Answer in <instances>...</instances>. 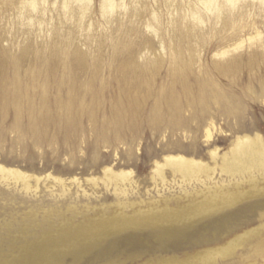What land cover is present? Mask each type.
I'll list each match as a JSON object with an SVG mask.
<instances>
[{"label": "rangeland", "instance_id": "374dc122", "mask_svg": "<svg viewBox=\"0 0 264 264\" xmlns=\"http://www.w3.org/2000/svg\"><path fill=\"white\" fill-rule=\"evenodd\" d=\"M38 1V11L21 13V0H12L14 6L0 0V167L29 177L25 181L0 177V259L16 255L25 241L40 236L43 226L59 224V214L71 215L70 207L81 212L75 218L79 223L86 205H112L118 197L139 203L180 195L186 186L179 185L180 177L171 171L166 169V182L154 180L156 164L169 156L215 168L214 182H220L224 154L240 139L264 138L263 0H237L231 12L220 10L218 4L206 11L197 0H114L116 9L110 17L102 15L104 0ZM65 2L71 8L67 14ZM83 5H88V12L82 18ZM194 7L202 23L193 19ZM227 17L234 20L225 25ZM128 29L133 30L127 33ZM188 29L197 39L188 36ZM62 40L73 43L69 55L77 50L86 55L87 67L79 73L60 53ZM174 52H181L182 62L190 66L184 76L174 75ZM132 60L142 65L158 62L147 83L128 77L129 93L141 98L143 120L117 137L110 135L115 139L104 144L99 135L104 123L131 108L119 68ZM218 67H225L226 73ZM184 82L197 92L205 90L208 102L192 103L179 112L174 122L182 125L162 128L150 111L167 91L184 95ZM70 101L86 109L67 141L54 123ZM181 102L187 104V98L180 97ZM32 109L52 125L39 143L24 134ZM122 173L130 175L126 196L116 194L110 184L114 174ZM34 213L39 221L28 220L25 232L21 224ZM206 227L204 223L202 228ZM254 228L263 229L257 251L236 247L231 256L218 257L217 264H264V220L236 235ZM234 236L196 247L210 243V234L202 231L186 248L174 252L157 246L146 230H130L129 240H122L115 254L93 260L102 264L109 257L119 264H145L170 256L184 259L226 245Z\"/></svg>", "mask_w": 264, "mask_h": 264}, {"label": "bare ground", "instance_id": "6f19581e", "mask_svg": "<svg viewBox=\"0 0 264 264\" xmlns=\"http://www.w3.org/2000/svg\"><path fill=\"white\" fill-rule=\"evenodd\" d=\"M4 2L16 5L12 3V0H4ZM197 4L206 11H212L217 4L220 10L224 8L230 12L238 6L237 0H197ZM62 8L66 14L71 9L68 2H65ZM115 9L114 0L103 1L102 15L104 17H110ZM38 10V0H21L19 5L21 13ZM80 10L83 18L88 12V5L81 6ZM191 13L195 21L202 23L196 7L191 9ZM218 15L223 19L221 13ZM153 19L156 20L155 17ZM233 20L227 17L224 24L228 25ZM147 27L154 30L150 25ZM132 30L128 29L127 33ZM187 34L197 39L191 29H188ZM252 40H254L253 37L250 41ZM60 44L64 46L60 53L64 59L69 60L71 70L79 73L87 67L85 54L78 50L73 54H68L67 49L73 43L62 40ZM182 61V53L174 52V63L177 66L173 71L175 76H184L190 69L189 64ZM129 64L120 67L119 74L125 78L124 84L128 88L131 108L119 112L113 117V120L104 123L99 134L104 144L112 143L114 137L121 135L143 120L139 104L141 98L137 94L133 96L129 93L131 82L128 77L136 76L146 80L142 82L143 84L147 83L148 75L153 72V67L158 62L147 61L142 65L132 60ZM218 68L223 74L226 73L225 67ZM183 92L185 94L180 95L176 91H167L163 101L152 107L149 116L156 118L162 128L182 125L178 121L174 122L179 112L185 110L192 103L194 105L203 104L204 101L208 102L207 96L204 97L205 90H199L198 94L186 82L183 83ZM142 93V97L145 98L146 94L143 91ZM180 97L187 98L188 103L181 102L179 104ZM20 99L22 101L23 97ZM85 109L83 105L76 106L72 101L62 106L63 115L54 123V126L60 132H65L67 141L70 140V135L74 134L79 117ZM29 113L30 124L25 128L24 134L39 143V140L46 139L47 131L52 126L51 122L38 115L34 109ZM95 129L99 131L96 126ZM110 135H114L113 140L109 137ZM210 136L208 131V137ZM175 147L178 146L174 145ZM229 154H224L220 182H214L215 168L211 169L203 162L183 156H169L163 163L156 164L154 180L166 182V169L171 171L175 176L180 177L179 185L186 186L180 195L139 203L129 202L125 197H118L112 205L102 204L94 207L86 205L84 215L79 223L75 218L81 212L76 207H70L68 212L71 215L59 214L62 220L59 224L50 225L46 229L43 226L40 236L25 241L16 255H12L10 258H1L0 264H66L67 259H71L75 263L85 260L84 264H95L97 262L93 260V257L101 254L111 257L115 254L122 243L121 241L129 240L130 230H146L148 237L155 239L157 246L174 252L186 248L192 239H196L195 236L201 235L202 231L210 234V243L207 245L199 243L200 246L196 247L218 244L222 238L235 234L232 241L226 245H220L219 248L187 255L184 259L170 256L159 259L155 263L147 262L145 264H217L218 257L231 256L236 247L246 246V248L249 247L257 251V243L260 242L263 233L262 228L249 229L239 235H236V232L247 228L255 221L264 220V181L261 180V176L264 175V138L259 136L257 139L252 137L240 139L234 144ZM212 158L216 161L218 153L214 152ZM107 173L113 174V170L108 169ZM203 176L205 179L202 180ZM0 177L4 181H8L10 178L25 181L29 178L18 172L7 171L3 167H0ZM129 177V174H114L115 180L110 184L114 186L115 193L119 196H126ZM129 208L132 211L131 214H129ZM36 215L37 213H34L27 220H23L21 228L25 232L27 231V222L39 221ZM204 223L207 225L206 228H202ZM226 234L227 236H225ZM134 236L138 237V234H134ZM109 257L104 259L102 264H119Z\"/></svg>", "mask_w": 264, "mask_h": 264}]
</instances>
